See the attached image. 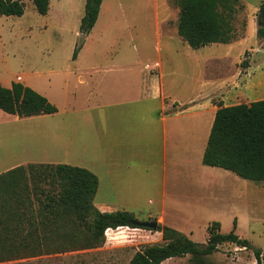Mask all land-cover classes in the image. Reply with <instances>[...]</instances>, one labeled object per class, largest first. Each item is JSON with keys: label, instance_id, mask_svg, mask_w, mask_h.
<instances>
[{"label": "crops", "instance_id": "1", "mask_svg": "<svg viewBox=\"0 0 264 264\" xmlns=\"http://www.w3.org/2000/svg\"><path fill=\"white\" fill-rule=\"evenodd\" d=\"M103 2L91 30L87 34L78 33L82 44L75 57L54 74L65 101L75 102L80 89L88 105L68 102L62 105L55 102L49 91L23 84L44 95L57 106V111L17 117L0 110V135L8 139L14 136L22 145L18 154L0 155V174L28 164L61 163V157L79 160L76 154L79 143L75 138L81 123H87V128L104 123V188L108 193L112 190L117 194L118 179L125 178L117 174L118 159L126 162L128 171L133 170L129 169V162L162 161L163 178L168 175L177 181L181 193L166 199L164 192L157 199L160 212H149L148 217L168 226L170 223L161 211L166 203L173 202L182 204L187 221L205 220L208 210L220 211L223 204L234 199L233 187L238 183L236 177L239 178L229 170L201 162L217 105L248 104L264 99V64L252 67L251 63L254 51L250 41L257 30L255 10L247 15L244 34L239 39L193 49L177 34V14L170 18L173 9L169 0H145L143 11H120L119 20L108 15L101 24ZM98 26H103V30L97 29ZM110 28L125 31L122 37L127 44L120 58L108 59L94 45L84 51L89 38L107 39ZM144 28L149 29L156 41V57L146 62L141 59V47L133 43L136 38L142 39ZM258 43L264 48L262 41ZM245 52H248V65L241 67ZM182 53L186 63L180 67L176 63ZM162 54L183 73L178 75L173 67L168 74L163 72ZM20 81L16 77V82ZM0 83L4 86L1 79ZM55 116L61 117L55 119ZM33 141L40 147L38 154L30 153ZM17 156L23 158L16 159ZM115 200L113 203L112 198H105L94 204L101 211L127 209L120 206L118 195ZM233 216L230 212L229 217ZM250 264L254 261L250 260Z\"/></svg>", "mask_w": 264, "mask_h": 264}, {"label": "trees", "instance_id": "2", "mask_svg": "<svg viewBox=\"0 0 264 264\" xmlns=\"http://www.w3.org/2000/svg\"><path fill=\"white\" fill-rule=\"evenodd\" d=\"M39 14H46L49 0H31ZM102 0H85L79 32L94 25ZM178 8L177 34L191 48L210 43H230L243 36L233 25L243 9L239 0H174ZM264 6L262 2L259 8ZM22 0H0L1 16H20ZM256 35L264 44V26ZM76 46L72 57L76 55ZM248 65L245 52L241 67ZM0 110L17 117L50 114L57 108L29 86L0 83ZM201 162L220 167L253 181L264 180V99L248 104L217 105ZM98 178L90 170L65 164L42 163L18 166L0 174V264H24L18 260L100 247L105 231L118 227L141 228L128 210L101 211L94 202ZM155 220V219H153ZM156 221V220H155ZM232 230L219 231V223L207 224L203 244L185 233L157 222L160 242L141 245L128 264H161L189 255L191 264H211L207 256L224 243L249 249L256 264L261 252ZM151 231L150 229H146Z\"/></svg>", "mask_w": 264, "mask_h": 264}, {"label": "rangeland", "instance_id": "3", "mask_svg": "<svg viewBox=\"0 0 264 264\" xmlns=\"http://www.w3.org/2000/svg\"><path fill=\"white\" fill-rule=\"evenodd\" d=\"M22 1L24 3L22 15H0V79L2 83L9 87L12 82H16V77L20 76L22 81L19 83L49 91L55 102L62 105L67 102L76 106L88 105L86 95L80 89L78 96L74 97L75 102L72 99L65 101L63 92L61 89L58 90V82L54 75L57 69L72 57L75 46L77 54L82 44V38L78 37V33H80L79 18L83 14L84 0H49V8L44 15L36 11L31 0ZM239 1L243 4V9L235 14L232 22L235 29L237 31L244 30L247 15L254 10L255 25L263 26L264 19L260 15L264 6L262 8L259 6L264 0ZM144 4L145 0H104L101 24L108 15H115V20H119L118 13L120 11L140 12ZM169 4L173 9L170 11V18L174 19L178 14V8L174 4V0H169ZM97 29L103 30V26H98ZM144 32L142 39L136 38L133 43L141 47V59L146 62V60L156 57L154 47L156 41L149 29L144 28ZM123 35H125V31H122L121 28L107 29V39L89 38L86 41L87 49L85 48L84 51H87L90 45H94L99 46L102 56L106 55L108 59L120 58L125 44H127ZM258 41L262 40L258 39L256 35L250 41L254 51L251 58L252 67L264 64V48ZM109 42L111 43L109 44ZM184 58V54H180L176 64L183 67L186 63ZM161 61L164 65L163 72L168 74L173 67L178 75L183 73L176 65L170 64L168 58L163 54ZM60 117L55 116V119H60ZM16 131H12L13 134ZM115 139L118 140L119 137L116 136ZM75 140L79 143V149L76 152L79 160H74L71 157L59 159L61 163L81 166L96 174L99 179V187L93 199L94 203H101L105 198H112L111 202L116 203L115 198L118 195L121 200L120 206H126L125 210L132 212L137 219L153 220L152 217H148V214L149 212H160L161 209L157 201L160 195L165 192L166 199H173L172 195L181 193V187L177 181L168 178V175L163 178L165 163L162 161L129 162L127 163L131 165L129 169L133 170L128 171L125 169L126 162L120 159L115 161L117 174L119 177L125 178L118 179L115 189L117 194L112 190L108 193V190L104 188V123H101V126L96 123L87 128V123L82 122L81 128L76 132ZM20 148L22 145L14 136L8 139L4 138L2 134L0 135V155L10 152L18 154ZM39 148V145L33 141L30 145V153L38 154ZM19 156L16 159L23 158ZM51 158L56 159V157ZM131 171H134L135 174H131ZM236 179L238 183L233 187L234 199L227 205L223 204L224 206L220 208L224 209L220 211L208 210L204 214L205 220L194 218L190 222L187 221L180 203L168 202L161 212L165 214L170 223L168 226L187 233L191 240L199 244L206 242L208 223L218 220L219 231L227 233L232 230L235 219L234 232L261 252V261L264 264V180L253 181L241 177H236ZM230 212L234 214L233 217H229ZM160 240V233L156 231L118 227L105 231V240L100 247L48 254L18 261L24 264H128L131 255L141 245L160 242ZM189 257V255L173 257L164 260L161 264H191ZM206 258L211 264H250V260L256 264L251 250L237 247L232 243L219 245L218 250Z\"/></svg>", "mask_w": 264, "mask_h": 264}, {"label": "water", "instance_id": "4", "mask_svg": "<svg viewBox=\"0 0 264 264\" xmlns=\"http://www.w3.org/2000/svg\"><path fill=\"white\" fill-rule=\"evenodd\" d=\"M133 224L138 226V227L150 229L151 231H156V229H157V221H155V220H139V219H136L133 221Z\"/></svg>", "mask_w": 264, "mask_h": 264}, {"label": "flooded vegetation", "instance_id": "5", "mask_svg": "<svg viewBox=\"0 0 264 264\" xmlns=\"http://www.w3.org/2000/svg\"><path fill=\"white\" fill-rule=\"evenodd\" d=\"M261 12H262V13H261L260 16H261L262 19H264V8L261 9Z\"/></svg>", "mask_w": 264, "mask_h": 264}, {"label": "built area", "instance_id": "6", "mask_svg": "<svg viewBox=\"0 0 264 264\" xmlns=\"http://www.w3.org/2000/svg\"><path fill=\"white\" fill-rule=\"evenodd\" d=\"M17 80H21V77L20 76H17Z\"/></svg>", "mask_w": 264, "mask_h": 264}]
</instances>
